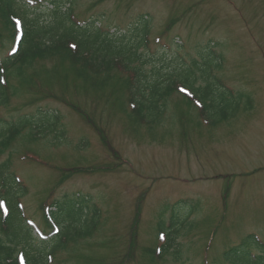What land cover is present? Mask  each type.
Wrapping results in <instances>:
<instances>
[{
	"label": "rangeland",
	"instance_id": "rangeland-1",
	"mask_svg": "<svg viewBox=\"0 0 264 264\" xmlns=\"http://www.w3.org/2000/svg\"><path fill=\"white\" fill-rule=\"evenodd\" d=\"M97 1L75 0V13L102 21L105 27L115 29L114 33L150 13L152 31L157 29L158 34L180 16L163 40L170 45L168 51L179 54L185 64L193 65L194 59L201 63L197 52L211 41L217 43L221 65L211 76L230 86L234 107L218 122L207 114L191 122L198 112L193 108L181 117L183 98L173 93L167 97L161 126L153 132L144 127L141 132L133 128L127 133V96L120 88L116 94L111 90L118 82L91 79L89 84L96 82L97 88L87 89L76 87L82 81L76 82L71 75L68 84L55 86V95L46 91L40 94L57 98L37 102L61 114L55 132L64 134L56 138L54 134L38 136V142L21 136L3 156L11 157V171L31 179L24 199L30 215L41 222L37 202L44 200L43 192L55 183L58 174H65L66 168L104 166L92 173L87 169L83 173L69 171L76 174L58 190L59 198L75 192L93 196L103 214L93 236L75 246L80 257L62 252L58 258L68 260L65 264H181L174 261L171 252L161 260L150 251L160 223L170 225L172 221L186 222L188 234L179 238V248L183 260L191 264H204L203 258L208 257L209 264H223L226 251L253 234L264 241V0H105L94 4ZM49 14L46 12L42 20L46 21ZM144 24L148 26V22ZM150 45L151 55L169 48ZM159 53L155 52L153 58ZM155 61L148 64L149 73L157 65ZM59 65L55 57L36 63L35 69L46 74V70ZM123 75L125 81L119 82L125 85L128 77ZM196 75L197 85L204 84L200 74ZM83 77L87 80V74ZM25 90L27 87L14 99L22 109L25 100L35 97ZM35 110L36 106H31L13 114L16 110L5 108L1 114L15 120L22 114H35ZM183 121L189 129L181 125ZM100 129L108 134L112 146L102 140ZM28 148L36 150L57 171L22 160ZM115 163L119 164L115 167ZM143 194V215L138 230L132 232L136 203ZM179 200H184L180 206L185 214H181L182 219H174L171 208ZM166 206L169 208L160 215ZM256 246L253 242L251 249Z\"/></svg>",
	"mask_w": 264,
	"mask_h": 264
},
{
	"label": "trees",
	"instance_id": "trees-1",
	"mask_svg": "<svg viewBox=\"0 0 264 264\" xmlns=\"http://www.w3.org/2000/svg\"><path fill=\"white\" fill-rule=\"evenodd\" d=\"M51 1L53 8L48 11L50 17L43 21L41 17L46 18L45 15L31 13L25 6H18L17 0H0V15L6 21L4 32L6 34L10 32L9 37H14L11 15L22 16L26 30L19 53L6 60L7 74L3 77L0 75V106L8 104V91H13L16 96H19L23 87H27L24 92H30L34 96H40L45 91L55 95V86H61V83L66 82L71 75L75 76L76 82L82 81V85L77 83L76 87L97 88L96 82L89 84L91 79L105 78L110 80L113 68L123 64L127 70H135V83L129 87L130 90L134 91L130 102H133V108H135L128 118L131 126L139 127L145 123L151 132L156 127L161 126L162 117L166 112L165 108H167V97L178 92L179 84L191 91L200 101L205 116L207 114L215 117V122L226 118L234 107V97L228 93L221 82L210 75L211 63L217 62L216 66H220V63L218 64L209 48L198 52L203 59L202 63L193 61L204 83L197 85L199 77L196 75L195 68L185 65L178 54L164 51L153 58L147 52H141L145 45L144 40H146L145 35L148 30L146 24L135 27L131 35H112L100 32L94 23L79 29L69 19L73 9L71 7L66 8L68 0ZM178 19V17L175 18L172 23ZM71 41L75 43V46L70 43ZM55 57L60 60L59 67L54 66L52 69L46 70V74L35 69L36 63ZM154 59L157 60L155 61L157 65L149 73L147 66L150 62L154 63ZM135 63H139V65L134 66ZM103 71L106 72L107 76L100 74ZM84 74H87V80L83 77ZM14 80H17L18 83H15ZM109 83L111 81L107 84ZM183 97L186 100H181L185 106L181 117H185L188 111L190 113L196 107L193 99ZM49 115V113L40 112L33 119L25 116L20 118L17 124H7L0 120V179L4 181V186L2 185L6 190L4 198L7 199L12 211L6 221L8 232L0 231V264H18L16 253L20 249L26 250L30 264H47V253L59 252L60 250L75 253V249L68 242L71 240L76 242L79 239L92 236L97 219L101 215L100 210L95 207L92 209V221L89 222L88 215L91 213V207L87 203V199L82 196L74 198L66 196L64 201L57 202V209L50 211L48 215L49 219L56 220L63 225V233L52 239L51 242H37L31 230L22 221L15 199L21 190L17 189L14 175L10 172L11 157L3 159V156L9 152L12 143L21 136L31 142H36L33 137L37 136L38 133H41V136L46 132L53 134L57 130L56 121L52 115ZM217 116L222 117L216 118ZM25 130H28V134L23 136ZM100 134L102 140L110 144L107 135H104L101 129ZM183 201L178 202L172 208L174 219H182L181 214H185L180 206ZM165 210L161 211L162 215ZM140 216V207H138L135 227L132 232L137 230ZM165 225L164 222L160 223L159 234L161 236L165 233L167 242L162 244L157 241L158 245L150 251L154 254L157 247L159 250L163 248V254L175 251L177 259L181 260L183 254L179 248V238L183 234H188L184 228L186 224L180 221H172L169 226L166 225V227ZM63 236L67 238L68 242L62 240ZM253 242L257 244L255 236L250 235L239 246L226 251L227 260H230L231 264H264V255L256 258L251 256ZM256 247L264 253V245L258 244ZM181 264L187 263L183 261Z\"/></svg>",
	"mask_w": 264,
	"mask_h": 264
},
{
	"label": "snow or ice",
	"instance_id": "snow-or-ice-1",
	"mask_svg": "<svg viewBox=\"0 0 264 264\" xmlns=\"http://www.w3.org/2000/svg\"><path fill=\"white\" fill-rule=\"evenodd\" d=\"M18 23H19V21H18ZM5 211H7V209H5ZM21 259L23 260V257H21Z\"/></svg>",
	"mask_w": 264,
	"mask_h": 264
}]
</instances>
